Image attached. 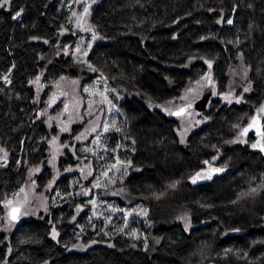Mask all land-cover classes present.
I'll return each mask as SVG.
<instances>
[{
    "label": "trees",
    "instance_id": "1",
    "mask_svg": "<svg viewBox=\"0 0 264 264\" xmlns=\"http://www.w3.org/2000/svg\"><path fill=\"white\" fill-rule=\"evenodd\" d=\"M63 1L11 0L0 8V150L7 159L0 165V264H264V156L232 143L264 102V0H98L90 22L99 38L86 63L74 59L77 36ZM65 29L71 33L62 35ZM209 70L219 92L242 99H214L203 113L209 122L183 146L178 120L162 107L183 104L186 89ZM98 73L116 96L111 142L128 163L117 200L148 209L142 242L107 237L102 227L77 233L91 205L78 214L77 205L56 198L76 191L86 160L75 139L89 119L60 140L66 147L57 172L49 149L64 105L49 109L48 99L60 78L79 79L83 95ZM213 160L222 174L192 183ZM30 182L35 196H47L46 209L26 217L29 202L21 221L6 227V202Z\"/></svg>",
    "mask_w": 264,
    "mask_h": 264
},
{
    "label": "rangeland",
    "instance_id": "2",
    "mask_svg": "<svg viewBox=\"0 0 264 264\" xmlns=\"http://www.w3.org/2000/svg\"><path fill=\"white\" fill-rule=\"evenodd\" d=\"M97 1L98 0L63 1L64 9L70 13L69 24L71 25L72 34L77 36V43L73 49L74 59L77 62L86 63L94 42L99 38L90 22L91 11ZM85 9H87V12H85ZM229 20L231 19L227 20L228 25L230 24L228 23ZM231 25H234V20L231 22ZM71 31L65 29L61 34L67 35L71 33ZM209 74L213 75L209 70L201 79L195 81L186 89V97L183 100L185 102L180 106L189 102H195L201 97L207 81L205 77H208ZM213 79L216 86L215 99L219 98L222 103L225 104L237 103V101L242 99V95H238L234 91L230 92L228 90L227 92H219L218 83L214 76ZM80 87L81 81L79 79L62 77L55 83V88L47 103L49 109H52L58 101H62L64 105L60 117H54L55 123L58 124L60 131L58 135L51 140L49 149V167L55 170L57 168V172L59 168V154L62 153L63 147H66L60 140L65 134L69 133L73 127L85 121L83 119H89L75 139V143L83 145L89 143L87 146L82 145L79 149L86 163L83 164L82 170L79 171V176L73 182L72 186L76 191H71L69 195L65 197L61 196V194H56V198L59 197V200L64 198L63 204H69L71 206L77 205L76 211L78 214L85 210L88 205H91V213L89 214L86 224L84 226H75L77 233L84 232L89 236V231L94 232L96 227H102L101 233L103 232L107 237L112 234L123 235L127 238L137 240L138 242L145 241L147 240L146 233L144 230H140V224L145 225L146 228L149 226L147 219L148 209L143 206H120L117 200L122 190L120 185H122L124 177L128 174V163L121 161L119 158L120 147L118 145L114 147L111 142L112 135H110V132L113 131V126L115 127L116 125L117 117L116 96L113 94L112 89L108 86L101 73H98L92 82L83 86V95L80 94ZM226 97L228 99H226ZM180 106L168 105L167 107H162V111L169 117L178 120L180 143L185 146L190 134L202 124L209 122V119L204 116L203 113L195 111H189L183 116L173 117L172 112ZM262 108H264V102L258 109V113L255 114H259L263 118L264 111H261ZM255 114L248 120L247 124ZM262 126L264 131V122ZM243 128L239 129L232 143L250 145L251 148L256 149V147H252L256 141L255 134L251 133L244 137L241 135ZM73 148L74 147H72V149ZM0 157L5 159L7 164V159L1 153V150ZM211 162L216 164V160ZM34 172L36 171H31V178H34L36 174ZM68 172L72 173L74 170H68ZM57 174L55 177L53 176L54 181L57 178ZM263 175L264 172L262 171L259 176L261 180H264ZM251 181L254 183L258 181V179L253 177ZM53 188L54 184L49 186L50 191ZM22 190L27 191V204L29 202L32 203L25 214L26 217H36L40 211L46 209L48 198L44 195L35 196V185L33 182L24 186L19 192ZM15 196L5 204V226L8 228H12V225H15L7 218L8 207ZM80 199H83V202H80ZM25 215L23 214V216ZM182 224L187 230L191 228L190 220L187 215L182 218ZM54 233V239L57 240L58 233L55 229L52 230V237Z\"/></svg>",
    "mask_w": 264,
    "mask_h": 264
},
{
    "label": "water",
    "instance_id": "3",
    "mask_svg": "<svg viewBox=\"0 0 264 264\" xmlns=\"http://www.w3.org/2000/svg\"><path fill=\"white\" fill-rule=\"evenodd\" d=\"M233 20H234V15L231 18V22H233ZM208 77H210L211 83H209L208 80L206 81V85L203 89L201 97L195 102L186 103L182 105L181 107H179L178 109L174 110L172 113L174 117L183 116L189 111L204 113L210 108L212 101L215 99V96H216V86L214 84L213 75L209 74ZM181 109H183V111H181ZM253 119L257 120L258 123L254 125L252 128H250L246 135H242V136L246 137L247 135L254 133L255 136L257 137L256 144L258 143L261 144L263 139L261 138V136L257 134V128L263 131L262 124L264 122V119L259 114H255V116L251 119V121L246 126H244L243 129L247 128L249 124L252 123ZM258 151L262 152L264 155V151H261L260 148L258 149ZM5 164H6V160L0 157V165H5ZM217 168L221 169L219 166L215 165L214 163L207 161V163H205V168L200 173L207 175V173H209L211 169H217ZM222 172L223 171L212 172L210 179L203 178V179L198 180L196 183L210 181L212 178L221 175ZM27 199H28V194L26 190H22L15 196L14 200L9 205L8 210H7V218L11 223L18 224L21 221L22 213L27 205ZM14 209L16 211H13ZM13 216H15V219H13Z\"/></svg>",
    "mask_w": 264,
    "mask_h": 264
},
{
    "label": "snow or ice",
    "instance_id": "4",
    "mask_svg": "<svg viewBox=\"0 0 264 264\" xmlns=\"http://www.w3.org/2000/svg\"><path fill=\"white\" fill-rule=\"evenodd\" d=\"M10 3H11V0H0V8H5L6 9L7 6L10 5ZM21 11L16 12L12 16V19H14V20L18 19L20 17V15H21ZM85 12H87V9H85ZM228 23H231V20H229ZM207 63L209 64V68H210L211 67V63L210 62H207ZM205 79L208 80L209 83H211L210 77H205ZM245 90L247 91V89H245ZM226 99H228V98L226 97ZM237 102H239V101H237ZM181 111H183V109H181ZM261 111H264V108H262ZM257 123H258V121L253 119L252 123L249 124V126L247 128L242 130L241 135H246L247 132L249 131V129L252 128ZM257 134L259 136H261L262 139H264V131H261L259 128H257ZM252 147H254V148L255 147H259L261 149V151H264V144H259V143L258 144H254V145H252ZM5 156H6V154H5ZM205 163H207V162H205ZM220 171H222V169H218V168L217 169H211V171L209 173H207V175L202 174L200 172H197L196 175L192 177V183H196L198 180L203 179V178L210 179L212 172H220ZM173 187H174V185H173ZM252 191L255 192L256 189H252ZM13 211H16V210L14 209ZM13 219H15V216H13ZM53 238H55V233L53 235Z\"/></svg>",
    "mask_w": 264,
    "mask_h": 264
},
{
    "label": "flooded vegetation",
    "instance_id": "5",
    "mask_svg": "<svg viewBox=\"0 0 264 264\" xmlns=\"http://www.w3.org/2000/svg\"><path fill=\"white\" fill-rule=\"evenodd\" d=\"M256 141H257V137H256ZM256 141H255V144H256ZM264 140H262V143L261 144H264V142H263ZM258 149H259V147H256V150L258 151ZM258 152H260V151H258ZM260 153H262V152H260ZM263 154V153H262ZM264 156V155H263Z\"/></svg>",
    "mask_w": 264,
    "mask_h": 264
}]
</instances>
